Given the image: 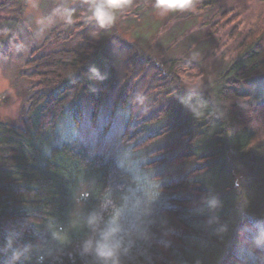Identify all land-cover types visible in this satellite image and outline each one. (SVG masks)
<instances>
[{"label":"trees","instance_id":"16d2710c","mask_svg":"<svg viewBox=\"0 0 264 264\" xmlns=\"http://www.w3.org/2000/svg\"><path fill=\"white\" fill-rule=\"evenodd\" d=\"M129 1L118 19L140 15L147 25L155 2ZM206 1L203 7H212L214 0ZM26 2L0 0V39L8 49L17 42ZM13 7L16 13L10 14ZM188 14L171 10V17L149 24L156 42L148 34L127 40L118 20L107 29L85 22L80 34L73 25L57 23L31 51L24 76L34 84L22 118L16 124L0 121V249L6 238L13 241L12 249L0 252V264L27 244L33 246L25 253L30 259L16 264H91L81 255L88 232L75 226L79 214L99 209L106 197L133 201L142 190L144 184L114 157L75 138L57 139L63 119L81 121L82 106L92 122L105 109L109 118L119 114L120 143L146 156L148 169L161 171L147 217L149 240L133 249L127 264H264V246L252 243L256 225L264 224V23L240 36L239 25L222 10L223 27L232 24L230 39L240 38L237 56L209 90L187 92L184 58L198 56L216 34H207L201 47L183 43L180 37L190 27L172 26L171 20ZM103 33L94 47L91 37ZM75 37L86 39L73 45ZM158 48L163 56L156 63ZM91 65L106 78L92 76ZM140 92L150 97V119L136 122ZM80 189L86 199L77 196Z\"/></svg>","mask_w":264,"mask_h":264},{"label":"rangeland","instance_id":"374dc122","mask_svg":"<svg viewBox=\"0 0 264 264\" xmlns=\"http://www.w3.org/2000/svg\"><path fill=\"white\" fill-rule=\"evenodd\" d=\"M138 1V0H135ZM96 0H27L26 9L23 12L22 23L19 25L18 34L16 36V44H13L10 49L7 48L10 44L6 43L7 40L0 41V121L8 124H16L20 121L23 114V109L27 105L29 87L32 84L29 79L24 75L27 74L25 68L26 59L29 57L31 51H35L42 43V39L46 37V32L52 28L54 24L63 23L58 18H53V22L39 23L42 19L50 16L53 10L60 5L71 7L74 9V22L72 31L76 34L82 32V28L85 26V22L93 21L89 19L91 14L90 5L95 3ZM148 2V0H147ZM155 2V0H151ZM149 2L150 5L152 3ZM206 0H193L194 6L190 9L183 10L189 13L185 16H179L180 20H171L172 26L183 24V26H189L190 29L186 31L187 35H182L180 40L186 44H198L203 43L208 36L215 32L214 36L210 37L211 40H207L210 43L200 54L193 58H184V73L182 75L183 84L187 92L197 91L205 92L210 89L214 78L219 72L223 70L225 63L231 61L237 56V44L240 38L237 40L230 39V30L232 24L227 27H223V20L220 21L221 11L229 12L227 20L233 18V24H238V32L240 36H244L249 31L256 29L258 26L264 23V0H214L212 7H203ZM131 2L127 5H130ZM136 2H133L131 9L136 8ZM15 8H17L14 5ZM9 11L10 14H15V8ZM148 7V6H147ZM116 10V16L118 20L117 26L119 32L122 33L124 38L137 40V36L148 34L147 38L153 39L155 34L152 35L151 27L149 24L162 22L165 19L171 17V11H163L157 8L148 9V23L143 25V20L140 15L133 17V19L120 21L118 14L123 13V9ZM146 11V12H147ZM138 17L140 20H138ZM21 18V17H20ZM209 23H208V22ZM220 21V23H218ZM231 22V21H230ZM84 23V24H83ZM218 23V25H216ZM170 26V25H168ZM215 26L214 29H210ZM98 27V26H97ZM194 28V30L192 29ZM69 30V29H68ZM163 30L158 33L162 36ZM39 36V37H37ZM105 34L91 37L93 46L102 39ZM193 38L194 43L188 42L186 39ZM86 39V38H84ZM84 39L80 37L73 38L72 44L80 43ZM140 39V38H139ZM159 39L155 37L153 40ZM213 40V41H212ZM191 41V40H190ZM154 41H151V43ZM56 48L57 44H53L51 48ZM165 47V46H164ZM201 47V45H200ZM7 48V49H6ZM49 45H47L43 51H48ZM163 49V48H162ZM162 49H155L157 58L152 55L153 60L158 63L162 58ZM44 54L47 52H43ZM38 55V54H37ZM41 55V54H40ZM34 58V55L33 57ZM187 62V63H186ZM118 65V68H121ZM252 91H255L252 88ZM257 93V91H255ZM155 94V93H154ZM154 94L149 95L151 97ZM148 96L140 92L136 95V112L134 120L137 122L140 118L142 120H148V109L151 104L147 103ZM264 100V96L262 97ZM107 108L110 106L107 102ZM86 106H82L83 109L81 121L75 124L74 116L72 118L67 117L63 119L58 125V137L62 141L68 139H78L85 143L93 152H98L106 156L114 157L121 166L128 171H131L135 178L140 180L143 185L141 191L133 197V201H140L141 203H147L150 209V214L153 212L156 201L155 192L157 193V186L155 177L161 173V171H153L146 167V164L150 162L146 156H142V153H134L130 148H125L119 140L120 130L123 124V120L118 114L115 117L109 118L106 115V109L103 113H99L94 122L91 121L88 113L89 109H85ZM107 125L105 128L104 126ZM141 156L138 157V156ZM82 189L77 192V196H81ZM153 195V196H152ZM158 195V194H157ZM159 196V195H158ZM79 204V203H77ZM78 206H75L77 212Z\"/></svg>","mask_w":264,"mask_h":264},{"label":"clouds","instance_id":"9594fccd","mask_svg":"<svg viewBox=\"0 0 264 264\" xmlns=\"http://www.w3.org/2000/svg\"><path fill=\"white\" fill-rule=\"evenodd\" d=\"M129 0H96L90 5V20L95 21L100 29L110 28L115 24L117 16L116 10L124 8ZM194 6L193 0H155L154 7L163 11L185 10ZM58 18L66 25L74 22V9L64 5L58 6L53 13L39 21V23L53 22V18ZM97 79H105V75L100 70L91 65L88 68ZM84 199L87 193H82ZM215 206V201H213ZM150 209L147 203L140 201L128 202L124 199H103L99 209H94L88 213H80L76 221V227L87 229L88 234L82 242V257L90 258L91 264H127L133 249L142 242L149 240L147 217ZM252 243L256 247L264 246V224L256 225V232L252 238ZM32 245H24L21 249H13L7 264H16L29 260L26 256L32 250ZM13 248L11 238H6L5 247L0 252H6ZM44 257L39 256L38 261H43Z\"/></svg>","mask_w":264,"mask_h":264}]
</instances>
